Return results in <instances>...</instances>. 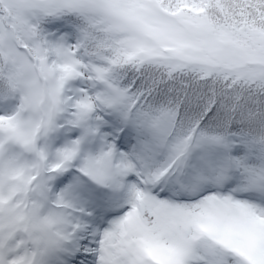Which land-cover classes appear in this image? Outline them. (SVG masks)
I'll list each match as a JSON object with an SVG mask.
<instances>
[{"label": "snow or ice", "instance_id": "obj_1", "mask_svg": "<svg viewBox=\"0 0 264 264\" xmlns=\"http://www.w3.org/2000/svg\"><path fill=\"white\" fill-rule=\"evenodd\" d=\"M0 264H264V0H0Z\"/></svg>", "mask_w": 264, "mask_h": 264}]
</instances>
